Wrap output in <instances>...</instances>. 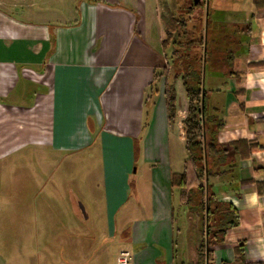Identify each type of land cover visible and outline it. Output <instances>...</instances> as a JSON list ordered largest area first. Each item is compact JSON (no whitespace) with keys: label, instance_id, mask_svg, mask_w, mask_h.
Listing matches in <instances>:
<instances>
[{"label":"crops","instance_id":"obj_1","mask_svg":"<svg viewBox=\"0 0 264 264\" xmlns=\"http://www.w3.org/2000/svg\"><path fill=\"white\" fill-rule=\"evenodd\" d=\"M245 13L228 23L245 26L251 8ZM161 17L159 0H0V163L28 147L51 157L39 160L32 195H0L8 210L29 199L22 206L36 216L32 224L0 220V264H116L124 250L131 264H208L200 215L172 186L187 160L184 88L178 81L174 125L163 80L148 97L168 65ZM212 66L209 109L224 124L217 141L255 146L239 178L262 182L255 170L264 168V10L242 38L235 75L225 78L216 58ZM81 151H98L100 160L80 162V183L72 157ZM211 183L239 214L211 247L214 264H235L241 244L245 264H264V197L255 184L229 193ZM0 216L19 212L0 208Z\"/></svg>","mask_w":264,"mask_h":264},{"label":"trees","instance_id":"obj_2","mask_svg":"<svg viewBox=\"0 0 264 264\" xmlns=\"http://www.w3.org/2000/svg\"><path fill=\"white\" fill-rule=\"evenodd\" d=\"M189 1L191 4L186 7H177L175 2L174 11L169 10L168 15L161 17L166 33L162 46L164 50L172 47V53L167 58V67L154 76L148 97L157 94V85L163 80L168 119L170 125H174L176 84L179 80L182 82L187 100V115L182 122L187 160L184 171L172 176V186L180 189L182 204L198 211L203 225L202 247L207 242L208 264H214L211 247L221 243L228 230L238 225L239 214L230 203L219 199L211 181L218 179L226 184L229 193L239 185L255 184L261 197H264V181L239 178L241 163L251 156L255 146L245 140L228 145L217 141L224 124L220 113L209 109L212 89L207 83V65L216 58L228 70L225 78L235 75L231 70L232 61L242 48V38L248 36L255 25L257 13L264 10V0H205L204 15L198 17L195 12L202 5ZM245 7L251 8L248 24L228 23L243 22ZM255 172L264 174V168H257ZM236 254L235 264H245L243 244Z\"/></svg>","mask_w":264,"mask_h":264},{"label":"rangeland","instance_id":"obj_3","mask_svg":"<svg viewBox=\"0 0 264 264\" xmlns=\"http://www.w3.org/2000/svg\"><path fill=\"white\" fill-rule=\"evenodd\" d=\"M50 1H53V4L55 5L56 0H50ZM175 2L178 3L177 7L178 6L186 7V6H190L191 4V1L189 0L187 1L159 0L161 16L168 15L169 10L174 11L173 7H174ZM198 4H201L202 8L198 9L195 12L196 17H198L199 15L200 16L204 15L205 0H199ZM7 10H9V12H14V8L12 6L8 7ZM165 51L170 57L172 53V47L168 46ZM212 64H213L212 61H209L207 65V76L208 77L214 70ZM180 83H181V87L183 88L181 80H179L178 84ZM182 95H183L182 93L177 95L179 105L181 104ZM72 158L77 163V165H75V168H74L75 181L79 182L80 180H82L84 176V172H85V169L83 167H80L81 166L80 162L82 160H90L92 163L93 161H98L100 160V153L98 151L75 152ZM101 159H102V155H101ZM39 160H47V161L51 160L50 153L40 152V151L35 150L33 147H28L25 150L21 151L20 153L14 154L10 156L9 158L5 159L2 163H0V195H8L7 193H11L12 195H14V193H17V194H21L24 196H30L34 192H36L37 190L36 189L34 190L33 185L28 184V182L33 180L35 177L42 175L38 167ZM75 192L77 194V190ZM7 202L9 201L0 200V208L3 210L9 211L11 213L19 212V217L17 219L15 217L12 218V217L0 216V220L3 221L2 223L4 222L5 223L6 222H11V223L24 222L26 224H32L35 221L36 216L31 215L33 214L32 208L29 206H22L23 203L32 204V201H29V199L19 200L20 205L14 206L11 210L6 209ZM14 202L18 203V201H13V203ZM8 219H10V221ZM105 236L108 238L107 235Z\"/></svg>","mask_w":264,"mask_h":264},{"label":"built area","instance_id":"obj_4","mask_svg":"<svg viewBox=\"0 0 264 264\" xmlns=\"http://www.w3.org/2000/svg\"><path fill=\"white\" fill-rule=\"evenodd\" d=\"M116 264H131V254L128 251H122L117 259Z\"/></svg>","mask_w":264,"mask_h":264},{"label":"water","instance_id":"obj_5","mask_svg":"<svg viewBox=\"0 0 264 264\" xmlns=\"http://www.w3.org/2000/svg\"><path fill=\"white\" fill-rule=\"evenodd\" d=\"M195 4L197 5L199 3V0H194Z\"/></svg>","mask_w":264,"mask_h":264}]
</instances>
